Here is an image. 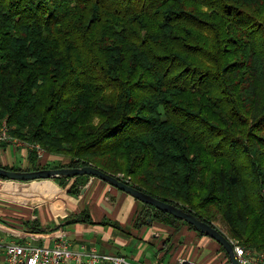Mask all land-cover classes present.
<instances>
[{
    "label": "trees",
    "instance_id": "16d2710c",
    "mask_svg": "<svg viewBox=\"0 0 264 264\" xmlns=\"http://www.w3.org/2000/svg\"><path fill=\"white\" fill-rule=\"evenodd\" d=\"M3 122L34 146L31 168L6 169L123 173L264 250V0H0ZM36 145L63 161L38 162ZM91 176L54 179L79 195ZM143 205L137 227L208 236Z\"/></svg>",
    "mask_w": 264,
    "mask_h": 264
},
{
    "label": "crops",
    "instance_id": "0c3cea01",
    "mask_svg": "<svg viewBox=\"0 0 264 264\" xmlns=\"http://www.w3.org/2000/svg\"><path fill=\"white\" fill-rule=\"evenodd\" d=\"M31 148L30 143L15 137L0 142V165H31ZM57 159L44 152L38 162L51 164ZM82 191L71 195L68 186L55 179L0 177V240L52 244L59 228L74 249L116 253L140 264H226L216 240L185 225L178 230L158 221L135 226L143 202L122 190L114 191L107 182L91 176ZM86 209L92 223L71 221L72 215ZM33 222L41 232L32 233ZM201 249L206 256L200 257Z\"/></svg>",
    "mask_w": 264,
    "mask_h": 264
},
{
    "label": "built area",
    "instance_id": "2783aa9c",
    "mask_svg": "<svg viewBox=\"0 0 264 264\" xmlns=\"http://www.w3.org/2000/svg\"><path fill=\"white\" fill-rule=\"evenodd\" d=\"M12 138L6 122L0 126V142ZM31 145V144H30ZM34 146L32 145V148ZM38 155L44 149L36 145ZM120 178V177H119ZM235 255L241 264H264V250L255 252L230 239ZM0 264H140L116 253H103L96 249H74L65 237V231H55L53 243L19 242L0 240ZM193 264V263H181Z\"/></svg>",
    "mask_w": 264,
    "mask_h": 264
},
{
    "label": "water",
    "instance_id": "95a60500",
    "mask_svg": "<svg viewBox=\"0 0 264 264\" xmlns=\"http://www.w3.org/2000/svg\"><path fill=\"white\" fill-rule=\"evenodd\" d=\"M82 174L99 177L108 184L132 195L139 201L154 206L157 209L167 211L168 213L185 220L189 224H192L197 230L205 233L221 244L227 251L231 260V264H241L235 255L232 242L219 228H216L212 226V224L200 220L192 212L186 211L181 207L165 202L145 191L139 190L121 178L104 172L94 165L75 168H43L37 170H13L6 169L0 165V177L7 178L9 180L54 179L62 176L71 177ZM82 192H84V190ZM149 221H152V218H149Z\"/></svg>",
    "mask_w": 264,
    "mask_h": 264
},
{
    "label": "rangeland",
    "instance_id": "374dc122",
    "mask_svg": "<svg viewBox=\"0 0 264 264\" xmlns=\"http://www.w3.org/2000/svg\"><path fill=\"white\" fill-rule=\"evenodd\" d=\"M61 161H63V158L61 157V156H58V159L56 160V161H54L52 164L53 165H55V164H58V163H60ZM32 167V164L30 165L29 163L27 164V165H23V167H21V168H31ZM118 176L123 180V179H125L126 181H128L129 179L128 178H125V176H124V174L123 173H119L118 174ZM99 180H102L101 178H99V177H97ZM13 181H15V180H13ZM19 181H21V180H19ZM104 181V180H103ZM110 185V184H109ZM110 186H112V185H110ZM113 187V189H114V191H117V190H120V189H118V188H116V187H114V186H112ZM217 226H218V228L221 230H223V231H225L226 232V229H225V227L221 224V222H219V221H217ZM119 225V224H118ZM221 230V231H222ZM224 233V232H223ZM229 239H232V238H229ZM234 240V239H233ZM237 241V240H236ZM202 251H204V252H202V254L200 255V257H202V256H206L205 254V249H201ZM196 257L198 256V255H195ZM199 257V256H198ZM209 259V258H208ZM211 264H214V263H211Z\"/></svg>",
    "mask_w": 264,
    "mask_h": 264
}]
</instances>
